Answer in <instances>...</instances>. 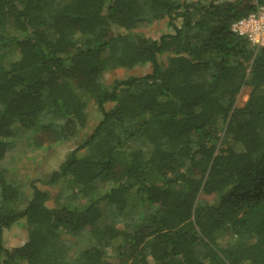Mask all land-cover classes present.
<instances>
[{"label": "trees", "instance_id": "1", "mask_svg": "<svg viewBox=\"0 0 264 264\" xmlns=\"http://www.w3.org/2000/svg\"><path fill=\"white\" fill-rule=\"evenodd\" d=\"M258 7L0 0V264H264V48L231 29ZM164 20L158 39L137 31ZM90 101L101 121L42 181H69L64 201L31 183L19 208L6 154L22 136L67 144ZM18 224L28 239L8 249Z\"/></svg>", "mask_w": 264, "mask_h": 264}, {"label": "rangeland", "instance_id": "2", "mask_svg": "<svg viewBox=\"0 0 264 264\" xmlns=\"http://www.w3.org/2000/svg\"><path fill=\"white\" fill-rule=\"evenodd\" d=\"M205 1V0H193ZM234 1V0H228ZM146 37L158 39L162 35L170 33L167 20L159 21L153 25L137 30ZM165 61V56L161 59ZM151 71L150 66H139L132 70H113L105 75V83L111 87L116 81L125 80L129 77H139ZM250 88L244 87L238 96L236 107H242L248 100ZM111 105L107 106V109ZM88 120L86 127L78 132L67 144L45 150H32L27 143L26 136H22L6 154L4 166L12 169L11 180L18 187L21 200L20 207L25 208L32 196L31 183L51 196L50 206L64 201L69 190L70 182H61L56 186L44 185L42 181L47 180L51 173L58 169L66 156L75 149L101 121L102 115L93 102H88ZM7 168V169H8ZM69 193V192H68ZM4 244L8 249L22 246L28 239L27 230L20 224L13 226L4 233Z\"/></svg>", "mask_w": 264, "mask_h": 264}, {"label": "built area", "instance_id": "3", "mask_svg": "<svg viewBox=\"0 0 264 264\" xmlns=\"http://www.w3.org/2000/svg\"><path fill=\"white\" fill-rule=\"evenodd\" d=\"M232 32L246 38L253 46L264 48V7H258L256 11L236 21Z\"/></svg>", "mask_w": 264, "mask_h": 264}]
</instances>
